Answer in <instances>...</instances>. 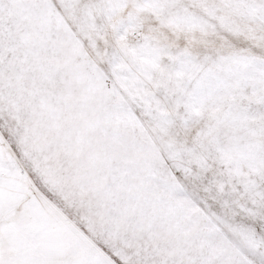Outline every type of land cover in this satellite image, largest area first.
I'll list each match as a JSON object with an SVG mask.
<instances>
[{
    "label": "snow or ice",
    "instance_id": "snow-or-ice-1",
    "mask_svg": "<svg viewBox=\"0 0 264 264\" xmlns=\"http://www.w3.org/2000/svg\"><path fill=\"white\" fill-rule=\"evenodd\" d=\"M0 264H264V0H0Z\"/></svg>",
    "mask_w": 264,
    "mask_h": 264
}]
</instances>
